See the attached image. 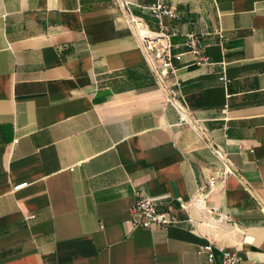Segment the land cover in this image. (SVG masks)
I'll return each mask as SVG.
<instances>
[{
	"label": "crops",
	"instance_id": "crops-1",
	"mask_svg": "<svg viewBox=\"0 0 264 264\" xmlns=\"http://www.w3.org/2000/svg\"><path fill=\"white\" fill-rule=\"evenodd\" d=\"M126 1L181 54L166 84L205 138L114 0H0V264H210L205 244L264 264V0ZM210 177L229 221L182 207ZM141 196L174 222L132 226Z\"/></svg>",
	"mask_w": 264,
	"mask_h": 264
},
{
	"label": "built area",
	"instance_id": "built-area-1",
	"mask_svg": "<svg viewBox=\"0 0 264 264\" xmlns=\"http://www.w3.org/2000/svg\"><path fill=\"white\" fill-rule=\"evenodd\" d=\"M114 1L118 4V6H120L122 13H124L127 28L138 35L140 44H142L143 49L151 61L153 72L158 79L159 88L164 91L166 103L173 106L177 111V122L181 125H189L195 130L199 137L205 138L202 131L200 130L199 121L193 117L189 107L183 103L179 91L176 90L172 85L166 84L168 73H173L175 71V68L172 64V58L180 60L181 54H173L171 52L172 44L162 32L150 31L148 28H146L141 18L130 13L128 10V1ZM147 9L159 21L166 16H176V13L172 7L164 6L160 2L151 4ZM160 38H162L163 42L159 43L160 45H157V41ZM184 43H186L189 51L195 55L198 62H206L207 58L200 54L201 44L194 33H187L185 35ZM221 79L224 80L225 78L222 77ZM209 146L221 163H223V165L226 164L227 154L218 147H214L212 144L210 145V143ZM216 181V178L210 177L206 183L198 187L195 195L190 199V201L187 202V204H182V207H187V205H196L202 211H205L207 215H215L216 219L212 220L229 221L230 218L227 215L221 213L216 206H207L203 200V198L216 187ZM25 185L26 182L15 185L13 189L21 188ZM130 222L134 227L157 228L172 224V222H174V218L173 216H170L168 212L159 211L156 208L155 201H153L151 198L141 196L131 206ZM220 250L222 253L221 264H242V257L237 251L235 252L225 248H221ZM202 251L206 253L208 263L217 264L214 261L213 247H211L210 244H205L202 248Z\"/></svg>",
	"mask_w": 264,
	"mask_h": 264
}]
</instances>
